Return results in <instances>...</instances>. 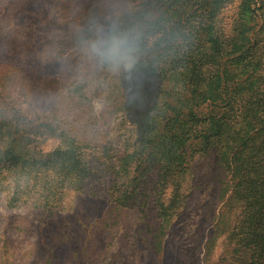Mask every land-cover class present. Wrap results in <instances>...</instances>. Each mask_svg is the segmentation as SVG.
<instances>
[{
  "label": "rangeland",
  "instance_id": "rangeland-1",
  "mask_svg": "<svg viewBox=\"0 0 264 264\" xmlns=\"http://www.w3.org/2000/svg\"><path fill=\"white\" fill-rule=\"evenodd\" d=\"M247 5L226 0L215 22L225 40L252 28L247 58L233 66L241 71L244 61L252 63L251 72L242 68L245 93L248 84L264 91V0L253 4L256 19L245 13ZM160 6L154 0H0V171L6 176L0 264H264V220L250 240L242 170L229 168L220 143L192 146L188 162L179 171L172 163L167 180L158 168H146L167 146V137L152 135L184 81L163 78L147 60L125 79L87 53V42L113 25L141 24L150 53L161 40L171 68V57L175 62L183 54L171 52L177 40L166 38L174 13ZM178 65L188 71L192 63ZM256 137L264 142V132ZM70 138L76 159L97 157L95 180L75 162L67 165L84 180L60 182L55 175L54 151ZM18 159L47 166L34 168L38 177L22 183L16 196L8 167ZM125 162L128 170L117 168ZM131 182L137 187L128 193Z\"/></svg>",
  "mask_w": 264,
  "mask_h": 264
},
{
  "label": "trees",
  "instance_id": "trees-1",
  "mask_svg": "<svg viewBox=\"0 0 264 264\" xmlns=\"http://www.w3.org/2000/svg\"><path fill=\"white\" fill-rule=\"evenodd\" d=\"M154 1L156 5L160 4V7L168 4V8L172 9L173 26L166 41L174 43L177 40V47L171 52H182L183 55L176 58L175 62L171 57L172 67L168 68L163 60L165 55L161 40L157 43L159 48L154 53H150L152 49L147 48L145 42L139 61L156 63L161 68L160 75L163 78L169 81L181 78L185 86L184 92L175 98L176 103L169 102L163 110L162 118L156 121L157 134L152 136H159L154 140L162 136L167 137V146L153 155L146 168H158L160 177L167 180V175L172 171V163L176 164L179 171L184 163L188 162L189 149L192 146L200 145L206 149L214 143H220L223 147L220 150L221 158L229 168L236 166L239 171L242 170L240 174L246 183L242 194L244 199H247L245 210L248 209L250 213L248 228L251 240L254 235L252 228H257L264 220V197L254 205L264 183V142L259 143L256 137L264 132V91L255 89L252 84L247 85L246 93L240 88L239 82L244 73L242 68L245 72H251L248 67L252 64L250 61H244L241 71L233 66L238 59L243 63L247 58L244 57L245 48L251 43L252 28L245 25L239 29L236 37L222 39V33H219L215 22L226 0ZM257 1L259 2L243 0L244 5L248 3L245 13L253 19H256L253 4L256 5ZM140 16L142 18L144 15ZM137 27H141V24H137ZM122 28L127 29L129 26ZM202 41L203 43L196 46L197 42ZM182 60L192 63L188 71L178 68V62ZM210 63H213V67L209 66ZM164 127L166 133L163 134ZM256 130L259 132L254 135ZM77 150L78 146H74L72 138L65 140L62 146L55 149V161L60 164L55 175L62 178L60 182L73 176L75 180L83 179L79 177V169L67 165L71 162H75L78 167L83 165V171L87 172L83 175L87 180H95L96 173L100 172L97 157L84 155V158L76 159ZM143 156L144 154H141L140 162L146 163L147 160L143 159ZM21 162L23 160L18 159L8 167L16 196L22 189V183L38 177V171L41 172L47 166V162L40 166L27 163V160H24L23 164ZM111 168H115V165H111ZM117 168L128 170V164L122 163ZM3 178L6 179V176L4 177L1 170L0 180ZM136 181L138 182V177H135L133 183ZM133 183H129L125 191L129 193L136 189L137 186ZM130 187L132 190H129Z\"/></svg>",
  "mask_w": 264,
  "mask_h": 264
},
{
  "label": "clouds",
  "instance_id": "clouds-1",
  "mask_svg": "<svg viewBox=\"0 0 264 264\" xmlns=\"http://www.w3.org/2000/svg\"><path fill=\"white\" fill-rule=\"evenodd\" d=\"M144 44L145 33L141 27L123 29L113 25L107 31H102L98 39L88 41L86 50L100 66L127 79L138 67ZM127 91L125 89V94Z\"/></svg>",
  "mask_w": 264,
  "mask_h": 264
}]
</instances>
